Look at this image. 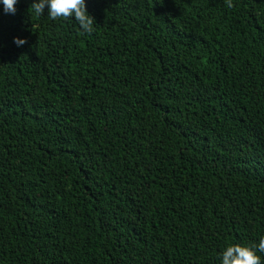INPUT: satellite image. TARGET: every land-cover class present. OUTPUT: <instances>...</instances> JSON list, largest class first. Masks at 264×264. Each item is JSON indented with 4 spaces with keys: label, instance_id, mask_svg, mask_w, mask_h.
Returning <instances> with one entry per match:
<instances>
[{
    "label": "trees",
    "instance_id": "obj_1",
    "mask_svg": "<svg viewBox=\"0 0 264 264\" xmlns=\"http://www.w3.org/2000/svg\"><path fill=\"white\" fill-rule=\"evenodd\" d=\"M32 3L0 0V264L258 245L264 0H85L91 33Z\"/></svg>",
    "mask_w": 264,
    "mask_h": 264
},
{
    "label": "clouds",
    "instance_id": "obj_2",
    "mask_svg": "<svg viewBox=\"0 0 264 264\" xmlns=\"http://www.w3.org/2000/svg\"><path fill=\"white\" fill-rule=\"evenodd\" d=\"M17 0H2L4 12L15 14ZM232 7V0H227ZM48 7L50 19L74 18L81 29L86 33L93 31L94 18L87 12L85 0H33L31 8L38 15H43L45 7ZM14 42L21 46L26 40L14 38ZM257 251L264 252V237H261L258 245L232 244L226 247L221 255V264H262Z\"/></svg>",
    "mask_w": 264,
    "mask_h": 264
}]
</instances>
